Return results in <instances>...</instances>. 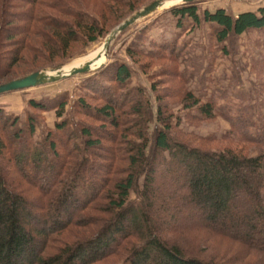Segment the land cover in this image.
Here are the masks:
<instances>
[{
	"label": "trees",
	"instance_id": "16d2710c",
	"mask_svg": "<svg viewBox=\"0 0 264 264\" xmlns=\"http://www.w3.org/2000/svg\"><path fill=\"white\" fill-rule=\"evenodd\" d=\"M198 2L171 9L179 26L186 18L200 24ZM139 9L140 0H0V85L65 65L78 46L106 37ZM203 17L224 54L231 37L264 32V7ZM21 65L28 68L8 78ZM113 68L110 82L130 80L127 65ZM103 71L85 87L102 94L103 106L76 102L100 123L96 129L64 118L38 142L34 114L21 128L0 107V264H264L261 110L259 126L251 123L257 135L234 122V138L206 149L180 128L167 101L215 118V103L186 89L191 72L178 74L183 87L171 94L153 85L155 107L105 84ZM29 106L61 119L68 97ZM235 108L236 118L246 116Z\"/></svg>",
	"mask_w": 264,
	"mask_h": 264
},
{
	"label": "rangeland",
	"instance_id": "374dc122",
	"mask_svg": "<svg viewBox=\"0 0 264 264\" xmlns=\"http://www.w3.org/2000/svg\"><path fill=\"white\" fill-rule=\"evenodd\" d=\"M154 1L156 0H140L139 11ZM174 4L167 2L165 8L141 19L125 33L118 35L110 48L108 60L103 50L107 35L95 43L78 46L68 62L59 68L67 66L65 69L69 71L98 53L103 55L101 62H106L103 67L54 84L0 95V107L13 118L18 117L21 128H26L28 114H34L37 119L34 139L40 142L49 132L55 133L56 124L64 118L75 122L82 121L94 129L100 127L99 122L80 114V110L76 109V102L83 97L92 107L103 106L102 94L93 96V93L85 88L88 79L103 69L102 76L99 77H103L105 84L115 87L120 94L129 91L132 97L144 96L155 107L157 95L153 91V85L157 87V91L171 94L176 88L183 87L178 74L191 72V80L186 84V89L192 91L202 103L213 101L215 118L206 120L196 109L183 110L177 101H167L173 105V113L181 122L180 128L188 134L204 139L198 140L203 147L219 149L225 146L228 143L224 141L225 137L234 138L237 135V129L232 127L234 122L244 126V131H248L251 123L259 126L258 111L261 110L264 116V106H261L264 105V32L250 31L241 37H231L225 46L224 54L216 42L214 30L204 21L203 15L205 11L225 9L230 15L237 17L244 12H257L264 7V0H202L197 4L200 24L195 25L191 19L186 18L181 26L171 13L173 7L181 4ZM115 64L127 65L131 71V78L124 85L110 82L115 75ZM27 68L28 65L16 67L8 78L19 76ZM60 96L68 97L66 114L61 119L56 117L55 111L44 113L29 106L31 99L51 100ZM236 106L241 107L245 117L242 115L236 118V111L240 112ZM230 109H233L232 112ZM239 118L241 121H238ZM251 133L258 134L255 128ZM195 143L197 144L196 141ZM243 146L240 145L242 148ZM130 201L138 203V195L132 192ZM218 244H221L223 249L228 248L226 243Z\"/></svg>",
	"mask_w": 264,
	"mask_h": 264
},
{
	"label": "water",
	"instance_id": "95a60500",
	"mask_svg": "<svg viewBox=\"0 0 264 264\" xmlns=\"http://www.w3.org/2000/svg\"><path fill=\"white\" fill-rule=\"evenodd\" d=\"M170 0H156L150 5L146 6L142 10L136 12L134 15L126 19L121 25H119L116 29H114L106 38L103 44V50H105V56L108 60V55L110 48L115 41V39L122 32L136 24L141 19H145L156 13L157 11L163 9L165 3ZM177 2L178 4H190L201 0H172ZM103 59V55L98 53L94 57H90L79 67H73L69 71L65 70V67L58 68L56 70H44L41 72H37L31 74L23 79L14 80L3 85H0V95L28 90L32 88H37L40 86H45L49 84H54L62 80H66L71 77H75L78 75H84L91 73L101 67H103L106 62H101ZM100 63V64H99Z\"/></svg>",
	"mask_w": 264,
	"mask_h": 264
},
{
	"label": "bare ground",
	"instance_id": "6f19581e",
	"mask_svg": "<svg viewBox=\"0 0 264 264\" xmlns=\"http://www.w3.org/2000/svg\"><path fill=\"white\" fill-rule=\"evenodd\" d=\"M170 1H171V2H174L175 4L177 3V2H175V1H172V0H170ZM167 2H169V1H167ZM167 2H166V3H167ZM166 3H165V4H166ZM175 4H174V5H175ZM163 8H165V5H164V7H163ZM88 59H89V58H88ZM88 59H87V60H88ZM106 59H107V58H106ZM82 64H83V63H82ZM82 64H81V65H82ZM79 66H80V65H79ZM79 66H78V67H79ZM66 67H67V66H66ZM66 67H65V68H66ZM65 70H66V69H65Z\"/></svg>",
	"mask_w": 264,
	"mask_h": 264
},
{
	"label": "crops",
	"instance_id": "0c3cea01",
	"mask_svg": "<svg viewBox=\"0 0 264 264\" xmlns=\"http://www.w3.org/2000/svg\"><path fill=\"white\" fill-rule=\"evenodd\" d=\"M236 17V16H235Z\"/></svg>",
	"mask_w": 264,
	"mask_h": 264
}]
</instances>
